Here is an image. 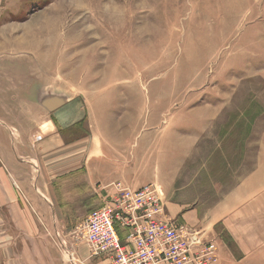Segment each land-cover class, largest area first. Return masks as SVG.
I'll list each match as a JSON object with an SVG mask.
<instances>
[{
  "label": "rangeland",
  "instance_id": "374dc122",
  "mask_svg": "<svg viewBox=\"0 0 264 264\" xmlns=\"http://www.w3.org/2000/svg\"><path fill=\"white\" fill-rule=\"evenodd\" d=\"M94 18L100 21L93 24L98 34ZM63 37L69 46L61 45ZM0 94L25 96L34 108L52 110L78 100L83 118L60 132L69 143L88 136L91 105L117 118L143 115L145 132L175 127L183 143L190 137L195 143L177 166L176 186L192 187L199 203L214 206L258 164L264 136V0H0ZM14 104L0 101L5 121ZM5 127L0 153L8 151L13 159L9 144L15 134ZM40 136L31 137L32 149L22 145L13 160L19 181L0 159L1 189L22 195L20 181L32 192L42 189L36 200L46 213L41 223L32 212L41 225L27 253L38 261L44 255L43 264H94L84 227L111 196L89 186L83 173L53 187L41 179L38 185L34 146ZM16 242L19 253L23 240L15 237ZM217 255L215 264H264Z\"/></svg>",
  "mask_w": 264,
  "mask_h": 264
},
{
  "label": "crops",
  "instance_id": "0c3cea01",
  "mask_svg": "<svg viewBox=\"0 0 264 264\" xmlns=\"http://www.w3.org/2000/svg\"><path fill=\"white\" fill-rule=\"evenodd\" d=\"M19 91L24 93V88ZM5 95L0 94V101L15 104L8 105L10 110L6 121L0 116L3 123L0 127L6 125L5 128L15 134L13 143L9 144L14 158L18 161L22 145L32 149L31 137L41 135L40 142L34 146L40 172L38 185L41 179L42 185L53 187L66 176L75 177L83 173L84 181L89 186L106 190L112 196L115 195L113 184L139 188L152 183L161 190L169 217L177 226L191 234L199 233L203 239H207L206 236L214 237L220 255L229 261L264 262V136L256 170L219 203L209 207L204 205V201L199 203V197L193 193L192 187L186 186L183 191L176 186L177 166L184 165V159L194 151L195 143L191 137L183 143V138H177L175 127H167L162 132L156 127L145 132L143 115L134 112L117 118L91 105L87 116L88 136L69 143L63 140L60 132L61 128L75 125L83 118L78 100L70 99L67 105L52 110L47 106L40 108V105L34 108L30 98L25 96L4 98ZM11 111L16 114L18 122L8 117ZM14 158L8 151L0 153V159L10 175L19 181ZM69 179L71 177L64 183ZM1 181L2 176L0 184ZM16 184L22 195L14 188L5 191L0 186V264H43L44 255L38 261L27 253L29 245L33 243L32 237L37 238L41 225L32 212L39 214L41 223V215L46 213L36 200V197L41 198L42 189L37 186L38 189L33 188L32 192L25 181ZM48 196L55 197L58 213H62L56 196L51 193ZM6 216L9 217L8 221ZM13 229L17 231L14 235ZM15 237L23 240V247L18 248L19 253L14 249L17 242L12 243ZM90 259L94 264H103L100 258Z\"/></svg>",
  "mask_w": 264,
  "mask_h": 264
},
{
  "label": "built area",
  "instance_id": "2783aa9c",
  "mask_svg": "<svg viewBox=\"0 0 264 264\" xmlns=\"http://www.w3.org/2000/svg\"><path fill=\"white\" fill-rule=\"evenodd\" d=\"M113 186L115 195L89 214L84 227L91 258L103 264H215L217 243L177 226L156 185Z\"/></svg>",
  "mask_w": 264,
  "mask_h": 264
},
{
  "label": "bare ground",
  "instance_id": "6f19581e",
  "mask_svg": "<svg viewBox=\"0 0 264 264\" xmlns=\"http://www.w3.org/2000/svg\"><path fill=\"white\" fill-rule=\"evenodd\" d=\"M126 9H127V8H126ZM122 13H123V12H122ZM109 14H110V12H109ZM117 14H119V12H118ZM122 17H123V15H122V16H119V17H118V16H115V17L113 18V20L115 21V23H118L119 21L123 20ZM95 23H96V24H99V23H100L99 18H96V19L94 18V20H92V27H94L93 24L95 25ZM121 23H122V22H121ZM73 28H74V26H73ZM94 30H95L96 33L98 34V32H97V27H96V28L94 27ZM122 30H123V28H122ZM127 33H128V32H127ZM76 37L79 38L80 35L78 34V35H76ZM83 37H84V36H83ZM62 39H63L62 42H64V41H65V37H63ZM59 44H61V42H60ZM61 45H63V46H69L70 44H69L68 42L65 41V42L62 43ZM59 47H60V46H59ZM62 53H63V52H62Z\"/></svg>",
  "mask_w": 264,
  "mask_h": 264
}]
</instances>
